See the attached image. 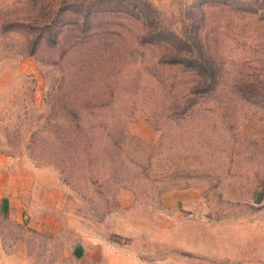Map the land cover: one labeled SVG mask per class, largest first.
<instances>
[{"label":"rangeland","instance_id":"rangeland-1","mask_svg":"<svg viewBox=\"0 0 264 264\" xmlns=\"http://www.w3.org/2000/svg\"><path fill=\"white\" fill-rule=\"evenodd\" d=\"M195 50L189 95L158 60ZM103 84L78 119L121 145L63 173L60 105ZM0 264H264V0H0Z\"/></svg>","mask_w":264,"mask_h":264},{"label":"trees","instance_id":"trees-1","mask_svg":"<svg viewBox=\"0 0 264 264\" xmlns=\"http://www.w3.org/2000/svg\"><path fill=\"white\" fill-rule=\"evenodd\" d=\"M184 41H186V39H184ZM158 62L160 65L168 64L175 67V69H180L194 78L193 84L189 85L188 88L189 92L187 94L189 95L193 93H202L208 89H214V84L216 82L214 72L217 65L212 62L209 56H205L198 50L189 53L176 52L169 54L166 58H160ZM160 77L161 75L158 79L162 81ZM104 83H106V80ZM106 91L107 84H103L100 87L96 85V87H93L91 90L86 87L82 92L83 99H80L78 98V95H75L72 96V98L70 97L71 100H69L68 97V99L60 105L62 113H65L66 115L69 114L71 115L70 117H73V127L62 129L53 136L55 139H51L49 144H47V146H49L48 149L51 150L52 158L48 157L46 159H50L53 162V165L60 168V171L63 173L68 169L69 161L73 160L71 156L66 159L65 153L69 154L78 148L88 151L85 157L77 155L76 159H83L86 165L92 168L100 158L107 157L103 152L102 154L97 153L95 151L97 147H100L101 149H112L118 148V146L121 145L124 134L121 126H119L118 119L95 120L96 117H94L88 118L90 120L87 122L78 119V117H82L81 113L83 111H88V114L90 115V111L104 108V104H100L98 101L101 98L102 92L104 93ZM167 103L168 105L165 103L158 108L160 113L168 111L169 102ZM95 127L107 128V130L105 132H97L92 129ZM33 152L34 150H31L30 154H33ZM95 170H98L96 166Z\"/></svg>","mask_w":264,"mask_h":264}]
</instances>
